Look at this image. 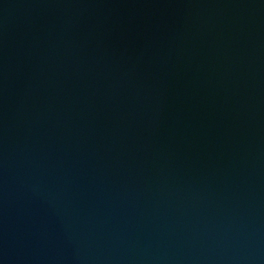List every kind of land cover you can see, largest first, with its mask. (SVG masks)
<instances>
[{
  "label": "water",
  "instance_id": "obj_1",
  "mask_svg": "<svg viewBox=\"0 0 264 264\" xmlns=\"http://www.w3.org/2000/svg\"><path fill=\"white\" fill-rule=\"evenodd\" d=\"M0 264H264V0H0Z\"/></svg>",
  "mask_w": 264,
  "mask_h": 264
}]
</instances>
